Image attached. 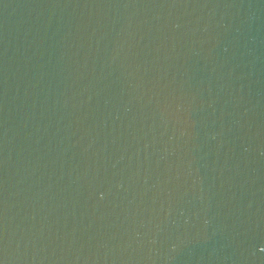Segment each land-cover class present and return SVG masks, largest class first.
<instances>
[{"label":"water","instance_id":"1","mask_svg":"<svg viewBox=\"0 0 264 264\" xmlns=\"http://www.w3.org/2000/svg\"><path fill=\"white\" fill-rule=\"evenodd\" d=\"M0 264H264V0H0Z\"/></svg>","mask_w":264,"mask_h":264}]
</instances>
